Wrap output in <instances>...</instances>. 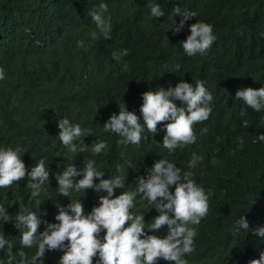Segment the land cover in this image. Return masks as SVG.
Instances as JSON below:
<instances>
[{
    "label": "trees",
    "instance_id": "1",
    "mask_svg": "<svg viewBox=\"0 0 264 264\" xmlns=\"http://www.w3.org/2000/svg\"><path fill=\"white\" fill-rule=\"evenodd\" d=\"M100 3L108 5L105 18L112 25L110 39L104 38L88 15ZM150 4H160L164 15L152 17ZM175 6L196 13L179 34L172 31L182 19L174 15ZM198 21L211 24L217 39L205 55L189 57L181 42L191 34L189 26ZM262 34L264 0H0V68L5 72V79L0 80V149L19 147L29 171L41 159L50 171L49 182L36 199L31 198L26 174L12 187L0 188V204L13 218L21 206L41 221L58 223L55 216L60 206L66 208L80 200L88 214L99 206L101 196H107L93 190L61 196L55 174L68 165L82 171L84 164L95 160V167L105 172L104 179L125 177V188L116 189L115 198L134 190L137 177H146V169L155 160L167 158L182 171L191 170L196 183L212 193L209 213L197 229L195 251L184 257L188 264L258 260L264 252V238L252 235V230L264 227V142L257 137L264 134V110L253 111L235 99V94L244 88L264 87ZM78 41L83 47L77 46ZM124 49L129 54L118 63L112 53ZM124 63L127 72L122 70ZM177 64L181 65L179 71ZM180 80L193 86L205 81L214 97L209 119L194 125V144L178 148L172 155L159 146L170 121L158 124L154 136L145 127L142 137L147 138L139 145L120 144L122 137L104 132V123L111 114H119L124 102L143 126L142 94L175 87ZM175 103L186 107L180 101ZM63 118L86 130L75 143L84 141L87 151L73 153L62 144L58 124ZM205 127L208 131L201 135ZM101 140L107 141L108 148L93 155L92 144ZM193 153L202 159L189 169ZM9 202L14 205L8 206ZM154 207L137 197L131 210L144 214L146 230L158 215ZM242 215H246L249 230L237 233L236 221ZM14 224L15 219L0 220V235L13 244V255L21 248L23 231ZM44 230L41 223L38 234ZM166 232L165 226L148 234L163 238ZM23 250L30 258L36 248ZM63 254L61 249L46 251L43 264H59ZM6 260V249L0 250V264ZM157 264L168 262L159 260Z\"/></svg>",
    "mask_w": 264,
    "mask_h": 264
},
{
    "label": "clouds",
    "instance_id": "2",
    "mask_svg": "<svg viewBox=\"0 0 264 264\" xmlns=\"http://www.w3.org/2000/svg\"><path fill=\"white\" fill-rule=\"evenodd\" d=\"M150 14L159 18L164 15L160 4H150ZM108 11L106 3H100L98 8H93L88 15L95 23L105 39H110L112 25L110 18H105ZM174 15H180L182 19L179 25H175L172 31L179 34L185 27V23L196 17L195 12L182 11L179 6L173 9ZM190 35L182 41L184 52L193 57L197 54L205 55L210 50L217 37L213 34L211 24L198 21L189 26ZM264 35V34H262ZM78 47H83V42H77ZM128 50L113 52L112 58L120 62L123 56H127ZM181 65L175 66L179 71ZM123 71L129 70L128 64H123ZM5 79V72L0 68V80ZM205 81H197L194 86L184 80L167 89L159 87L155 91H147L142 94L143 103L140 107L143 126L133 112L127 110V106L119 105V114H111L104 123L103 130L106 133H114L122 137L120 144L139 145L145 127L151 135L158 132L157 125L170 121L165 125V135L162 143H157L172 155L176 149L192 145L197 140L194 125L207 121L212 112L210 105L213 102V94L205 87ZM235 99L243 101L255 112L264 110V87L259 89L244 88L238 90ZM180 101L186 107H178L175 103ZM243 115V111L241 113ZM59 139L70 152H84L88 146L81 141L75 143L86 130L78 124H72L69 119L59 121ZM205 127L201 135L207 133ZM259 141L264 142V134L257 135ZM242 143V141H241ZM108 148L107 141H97L92 144L93 155H99ZM22 149L8 147L0 149V188H10L26 177L27 187L31 192V198L36 199L44 191L43 186L49 182L50 171L45 166V160L41 159L29 171L22 160ZM202 157L193 153L189 162V169L195 168ZM96 161L89 160L84 164L82 171L74 164L68 165L62 172L55 174L58 190L61 196L69 197L71 191L80 192L93 190L97 193L103 191L107 196H101L99 206L92 208L85 214L82 203L70 202L68 206L58 208L55 220L58 223H48L38 219L36 213L26 207L19 208V212L13 218L6 211V206L0 204V220L8 223L15 219L14 227L20 231L21 248L13 255V244L0 235V250L6 249V264H43L46 251L63 250L64 254L59 264H157L164 260L168 264H188L184 259L195 251L194 240L201 221L209 213V198L212 195L209 190L198 185L193 179V172L182 171L167 158L155 160L151 167L147 168V176H138L135 188L132 191H123L114 197L116 189H124L125 177L120 175L104 179L105 172L95 167ZM129 167L131 162L126 161ZM121 166H117L119 172ZM74 181L75 177H80ZM99 180V183L95 181ZM174 187V192L170 191ZM139 197L147 201L148 205H155L158 213L148 225L146 230L144 214L137 215L131 210ZM9 205H14L9 202ZM153 209V208H151ZM149 210V209H148ZM71 213V214H69ZM44 223L45 230L38 234V228ZM166 226V235L161 238L158 233ZM249 230V222L246 215H242L236 221L235 231ZM101 233H104L101 235ZM252 235L264 238V227L252 230ZM67 241V245H65ZM36 248L29 258L24 248ZM17 257L19 260L17 261ZM250 264H264V252L260 258L253 259Z\"/></svg>",
    "mask_w": 264,
    "mask_h": 264
}]
</instances>
